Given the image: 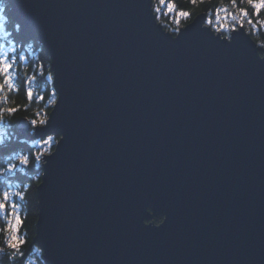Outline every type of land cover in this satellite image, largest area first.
<instances>
[{
	"label": "water",
	"instance_id": "obj_1",
	"mask_svg": "<svg viewBox=\"0 0 264 264\" xmlns=\"http://www.w3.org/2000/svg\"><path fill=\"white\" fill-rule=\"evenodd\" d=\"M4 1L57 89L46 130L17 123L59 136L37 187L44 263L264 264V47L244 28L229 46L205 14L175 36L152 0Z\"/></svg>",
	"mask_w": 264,
	"mask_h": 264
},
{
	"label": "trees",
	"instance_id": "obj_2",
	"mask_svg": "<svg viewBox=\"0 0 264 264\" xmlns=\"http://www.w3.org/2000/svg\"><path fill=\"white\" fill-rule=\"evenodd\" d=\"M154 13L157 16L158 22L162 24L164 29L173 35H177L178 32L177 24L174 19V14L169 13L165 15L166 9L160 5L159 0H152ZM176 5V10L187 11L191 15L189 18H181L179 29L186 27L190 24L197 16L207 14L209 12L213 15V22L215 23V9L216 8H227L230 13H236L238 15V8H246L251 14L252 9L247 5L246 2H240L237 0L238 7L233 8L230 0H197L195 4L191 0H173ZM4 7L0 8V44H3L6 48L11 43L12 47L17 48L18 54H23L27 57V61L20 64L19 81L20 92H9L6 88L3 92H0V108L18 107L20 110L12 116L7 113L3 115V123L0 124V141L5 145L3 151H0V167H6L9 162L17 163V171L12 174L0 176V189L8 190L11 186L13 191H27L26 199L21 202L23 205L22 215L26 216L24 227L21 229L22 235L28 241V244L24 246V251L28 252L29 264H45L43 260V254L41 250L34 244V238L36 236V224L38 219V201H37V187L41 183L42 172L40 170L42 159L38 164H31L28 168H25L18 164L15 160L17 154H29V151L35 153L42 151L44 155L50 154L59 140V136H52L53 143L50 145H39L37 140L32 138L25 139L21 136L17 129V123L21 118H27L29 121L32 119H44L48 118L55 104H50L49 100L52 99L51 93L53 91V82L47 80L48 75H52L51 72V58L44 51L42 46L37 42H30L19 36V31L16 29V24L13 22L10 16V7L3 0ZM157 8H161L160 12H156ZM225 14L221 13V17ZM252 19L264 21V11L261 12L259 17L253 16ZM223 23L230 26L237 21L222 20ZM206 24V23H205ZM211 27L215 33L214 27ZM238 26V25H237ZM259 31L253 33L251 27L247 21L244 22V29L250 34L252 39L256 42L259 47H264V27L258 25ZM223 37H230V31L220 32ZM43 65V68H41ZM43 72V75H41ZM35 75L36 80L32 87L34 90V102L29 104L24 94V87L22 80L26 76ZM39 96H44V100L38 99ZM5 97L7 100L5 101ZM57 100V95H56ZM26 106V107H25ZM39 112L41 115L36 116ZM43 155V156H44ZM43 158V157H42ZM7 216L0 215V248L4 249L5 252L10 250L6 248L5 241L8 236L6 231ZM155 224L158 223L154 219ZM29 246H32L29 249ZM39 249V250H38ZM0 264H9L7 257H0Z\"/></svg>",
	"mask_w": 264,
	"mask_h": 264
},
{
	"label": "snow or ice",
	"instance_id": "obj_3",
	"mask_svg": "<svg viewBox=\"0 0 264 264\" xmlns=\"http://www.w3.org/2000/svg\"><path fill=\"white\" fill-rule=\"evenodd\" d=\"M160 5L166 9L165 15L169 13L174 14V19L177 24L176 31L179 32V24L181 18L187 19L190 17V13L187 11H177L176 5L173 0H159ZM193 4L197 0H191ZM233 8L238 7L237 0H230ZM240 2H246L247 5L252 9L251 14L246 8H238V15L236 13H230L227 8H216L215 9V23L213 22V15L211 12L207 13L204 18V22L208 25H212L216 32L230 31L231 33L239 34V30L244 28V22L247 21L248 25L251 27L253 33L259 31L258 25L264 27V21L259 19L253 20L252 17H259L261 12L264 11V0H240ZM4 7L3 0H0V8ZM161 8H157L156 12H160ZM221 13L225 15L221 17ZM231 20L237 21L230 26L222 22V20ZM238 25V26H237ZM17 31L20 30L21 25L16 24ZM181 35H183L181 33ZM229 46H231V41L235 39V36L229 37ZM27 61V57L23 54L17 53V48L12 47L11 43L6 48L3 44H0V92H3L5 88L9 92H15L19 94L20 86L19 81L21 77L19 76L20 64ZM264 66V63H262ZM43 68V65H41ZM43 75V72H41ZM54 77L52 75L47 76L48 81H53ZM36 80L35 75L26 76L23 78L22 83L24 87L25 98L29 104L34 102V90L33 83ZM56 95L57 89L53 88L51 93L52 99L49 100L50 104H56ZM5 101L7 97L4 98ZM38 99L44 100V96H39ZM26 107V106H25ZM20 110L18 107H8L0 108V124L3 123V115L7 113L9 116L14 115ZM41 113L37 112L36 116L39 117ZM31 128L34 131L46 130L49 125V118L45 117L44 119H32L28 122ZM61 139H64L63 137ZM53 143V137L51 135L47 136L46 139H41L38 142L39 145H50ZM5 145L0 141V151H3ZM42 151H37L32 153L29 151V154H17L15 160L18 161V164L28 168L31 164L40 163L43 157ZM45 164L48 163L47 160L44 161ZM17 171V163L9 162L6 167H0V176H5L7 174H12ZM27 191H13L11 186L8 187V190L0 189V215L7 216V226L6 231L8 232L7 239L5 241V246L9 249V252H5L4 249L0 248V257H7L9 264H29L28 262V252L24 251V246L28 244L27 239L21 233V229L24 227V222L26 216L22 215L23 205L22 201L26 199ZM32 246H29L31 249ZM41 249L47 251L45 246L41 244ZM39 250V249H38Z\"/></svg>",
	"mask_w": 264,
	"mask_h": 264
},
{
	"label": "flooded vegetation",
	"instance_id": "obj_4",
	"mask_svg": "<svg viewBox=\"0 0 264 264\" xmlns=\"http://www.w3.org/2000/svg\"><path fill=\"white\" fill-rule=\"evenodd\" d=\"M154 219H156L158 223L155 224ZM163 220H164V215L162 213H158V214L153 215L152 222L155 225H160L163 222Z\"/></svg>",
	"mask_w": 264,
	"mask_h": 264
}]
</instances>
